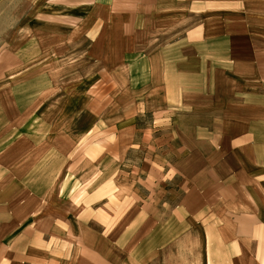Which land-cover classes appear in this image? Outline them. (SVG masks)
I'll return each instance as SVG.
<instances>
[{
    "label": "crops",
    "instance_id": "1",
    "mask_svg": "<svg viewBox=\"0 0 264 264\" xmlns=\"http://www.w3.org/2000/svg\"><path fill=\"white\" fill-rule=\"evenodd\" d=\"M30 1L93 7L79 51L125 120L76 173L0 136V264H264V0Z\"/></svg>",
    "mask_w": 264,
    "mask_h": 264
},
{
    "label": "rangeland",
    "instance_id": "2",
    "mask_svg": "<svg viewBox=\"0 0 264 264\" xmlns=\"http://www.w3.org/2000/svg\"><path fill=\"white\" fill-rule=\"evenodd\" d=\"M77 8L0 0V99L7 111L18 107V133H10L14 128L8 125L14 122L8 120L14 117H6L8 129L1 140L17 141L18 160L30 152L20 143L54 142L57 152H65L63 164L74 173L84 169L89 157L107 160L111 168L112 156L105 146L94 152L92 145L115 143L112 126L125 120L112 105L110 71L99 68L92 52L79 51L83 43L75 31L78 24H87L88 32L99 27L91 19V6L86 7V23L83 16L79 22L78 16L68 15ZM4 122L0 118V126ZM107 183L106 195L111 189Z\"/></svg>",
    "mask_w": 264,
    "mask_h": 264
}]
</instances>
